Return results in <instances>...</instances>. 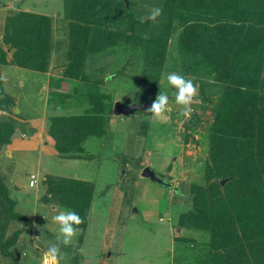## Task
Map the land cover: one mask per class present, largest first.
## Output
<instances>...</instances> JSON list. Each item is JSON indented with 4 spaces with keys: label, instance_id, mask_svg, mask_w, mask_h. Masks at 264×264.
<instances>
[{
    "label": "rangeland",
    "instance_id": "1",
    "mask_svg": "<svg viewBox=\"0 0 264 264\" xmlns=\"http://www.w3.org/2000/svg\"><path fill=\"white\" fill-rule=\"evenodd\" d=\"M16 2H20L17 8ZM146 2L135 0L136 19L148 15L151 8ZM66 3L69 0H0L4 5L0 6V44L9 62L0 72V78L4 91L14 99L12 113L1 114L0 120L10 115L19 124L11 143L1 147L0 175L15 213L26 220L24 223L22 219H13L7 224L5 238L17 229L23 231L8 249L16 255L17 262L0 253V264H42L50 244L57 242L59 226L53 216L65 208H60L54 200L53 203L52 198L50 202L43 201L45 196H50L45 184L47 177L82 180L95 188L87 225L85 229L79 228L69 246L61 245L58 264H180L177 238L203 242L208 237L203 232L179 227L178 220L191 209V185L207 184L204 166L208 160V128L213 120L212 104L202 99L199 74H182L193 78L198 88L188 120L179 115L174 90L167 84L166 74H181L184 67L178 59L176 43L181 28L170 34L154 87L147 85L143 90L144 64L135 57V51L116 46L96 53L86 51L81 68L87 76L83 85L89 89H85L78 81L57 79L66 63L63 54L72 46ZM16 11L50 18L51 52L44 74L10 63L13 49L2 44V37L6 18ZM106 76H111V80L106 82ZM96 82L99 84L92 89L109 96L107 101L112 103L106 114V136L89 137L82 146L83 152H74L79 158L66 159L58 154L54 139L48 135L49 118L80 115L87 106L85 94L92 92L90 83ZM205 91L215 102L216 91L212 92L211 88ZM159 92L169 95V107L165 117L157 122L146 109ZM116 103L126 107L145 106L123 115L114 113ZM16 114L21 116L15 117ZM145 167H150L171 186L142 177ZM32 176L35 182L30 187Z\"/></svg>",
    "mask_w": 264,
    "mask_h": 264
},
{
    "label": "trees",
    "instance_id": "2",
    "mask_svg": "<svg viewBox=\"0 0 264 264\" xmlns=\"http://www.w3.org/2000/svg\"><path fill=\"white\" fill-rule=\"evenodd\" d=\"M146 1L150 8L163 9L158 23L136 19L135 0H69L65 9L70 14L72 46L63 54L66 63L57 79L78 81L89 89L83 85L87 76L81 69L86 51L90 54L107 47H130L144 64L143 90L147 85L154 87L170 34L181 28L176 41L178 59L184 66L180 75L199 74L202 99L212 104L213 120L208 128V160L204 166L207 184L191 185V209L178 220L179 227L208 237L203 242L177 238V259L180 264H264V0ZM145 33L148 39L143 38ZM50 34L47 16L16 11L7 17L2 44L13 49L10 63L46 73ZM7 64L6 51L0 44V72ZM96 84L99 82L90 83V89ZM206 88L216 91L215 102ZM85 95L87 106L80 115L49 118L48 135L54 139L58 154L66 159L79 158L74 152H83L89 137L106 136L110 97L97 89ZM13 107L14 99L4 91L0 78V116L11 114ZM7 117L0 120V150L11 143L19 128L10 115ZM222 179L226 180L224 186L220 184ZM45 184L50 196L43 201L52 198L60 208L74 210L83 219L79 228L85 229L94 186L61 177H47ZM7 190L0 175V253L17 262L8 249L23 230L17 229L5 238L7 224L13 219L26 220L15 213Z\"/></svg>",
    "mask_w": 264,
    "mask_h": 264
},
{
    "label": "clouds",
    "instance_id": "3",
    "mask_svg": "<svg viewBox=\"0 0 264 264\" xmlns=\"http://www.w3.org/2000/svg\"><path fill=\"white\" fill-rule=\"evenodd\" d=\"M162 12L163 9L161 7H153L149 10L146 17H142L141 22L143 23L146 20L155 22L162 15ZM143 38L148 39L147 33L144 34ZM111 78V76H106L105 81L107 82ZM165 78L167 84L174 89L175 103L180 108L179 115L184 117L185 120L190 119L193 112L192 105L196 102L195 97L198 94L194 79L186 78L176 72L166 74ZM168 107L169 95L165 92H159L150 107L146 109V112L150 114V118L153 121L158 122L165 117ZM53 221L59 226V234L56 237L57 242L50 244L42 258V264H58L62 256L61 245L69 246L79 230V225L83 223L80 215L71 209L59 211L53 216Z\"/></svg>",
    "mask_w": 264,
    "mask_h": 264
},
{
    "label": "water",
    "instance_id": "4",
    "mask_svg": "<svg viewBox=\"0 0 264 264\" xmlns=\"http://www.w3.org/2000/svg\"><path fill=\"white\" fill-rule=\"evenodd\" d=\"M124 1H126V0H124ZM19 4H20V2H16L14 4V7L17 8L19 6ZM0 6L3 7L4 5L0 4ZM143 106H145V105H143ZM143 106H141V107H138V106H128V107H126V106H122L119 103H116L114 105V113H116V114L119 113V114H123V115H129V114L133 113L137 108L138 109H142ZM123 172H122V174H123ZM141 175H142V177L149 179L151 182L157 183V184L162 185V186H167V187L170 186L169 184H167L163 180H161L159 177H157L155 171L152 170L150 167H145L143 169V172H142ZM225 182H226V180L222 179L220 181V184L224 185ZM35 233H36V235H38L39 234L38 230H36Z\"/></svg>",
    "mask_w": 264,
    "mask_h": 264
},
{
    "label": "built area",
    "instance_id": "5",
    "mask_svg": "<svg viewBox=\"0 0 264 264\" xmlns=\"http://www.w3.org/2000/svg\"><path fill=\"white\" fill-rule=\"evenodd\" d=\"M34 185V180L32 179L31 181H30V186H33Z\"/></svg>",
    "mask_w": 264,
    "mask_h": 264
},
{
    "label": "flooded vegetation",
    "instance_id": "6",
    "mask_svg": "<svg viewBox=\"0 0 264 264\" xmlns=\"http://www.w3.org/2000/svg\"><path fill=\"white\" fill-rule=\"evenodd\" d=\"M170 186H171V185H170ZM170 186H169V187H170Z\"/></svg>",
    "mask_w": 264,
    "mask_h": 264
}]
</instances>
